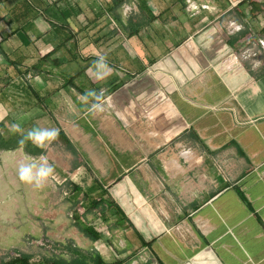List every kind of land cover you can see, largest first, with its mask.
Instances as JSON below:
<instances>
[{"label":"crops","instance_id":"crops-1","mask_svg":"<svg viewBox=\"0 0 264 264\" xmlns=\"http://www.w3.org/2000/svg\"><path fill=\"white\" fill-rule=\"evenodd\" d=\"M240 1L0 0V119L74 147L58 137L33 157L72 170L69 201L83 197L81 224L98 233L85 253L264 264V62L245 61L264 49V11L247 41ZM88 89L111 109L86 115Z\"/></svg>","mask_w":264,"mask_h":264},{"label":"rangeland","instance_id":"rangeland-1","mask_svg":"<svg viewBox=\"0 0 264 264\" xmlns=\"http://www.w3.org/2000/svg\"><path fill=\"white\" fill-rule=\"evenodd\" d=\"M253 2L256 7L249 4L246 16L249 18L248 26L244 28L245 34H249L247 41L254 37L255 22L261 19H255L256 15L264 11V0ZM261 16L264 17V14ZM258 27L257 33L264 35V20L263 28L261 25ZM250 44L247 43L248 48H253ZM245 61L247 64L264 62V49L261 55L246 56ZM1 124L0 119V133L7 134V127L4 125L3 128ZM56 143L57 154L63 159V146L59 141ZM43 156L53 166L54 172L42 188H36L20 181L18 165L21 161L40 157L28 155L22 146L0 150V262L19 254H31L30 264H41L42 258L70 259L75 256L73 249L90 251L91 237L79 226L86 220L81 203L83 197L69 201L67 187L72 170L69 169L65 177L57 171L49 154Z\"/></svg>","mask_w":264,"mask_h":264},{"label":"clouds","instance_id":"clouds-1","mask_svg":"<svg viewBox=\"0 0 264 264\" xmlns=\"http://www.w3.org/2000/svg\"><path fill=\"white\" fill-rule=\"evenodd\" d=\"M191 7L194 8L195 5H191ZM93 64L96 71V79L104 80L111 74L104 56H99ZM79 100L85 106L86 115L92 117L103 114L112 107L110 101L105 98V90L103 89L99 92L95 89H88L79 97ZM9 131L13 134L20 133L22 135L20 143L31 141L33 145L39 148H44L47 144H51L59 136V131L56 128L39 127H34L24 134L19 124L11 125ZM53 172L54 168L45 156H41L39 159L21 161L18 165L20 181L29 185H35L36 188H42Z\"/></svg>","mask_w":264,"mask_h":264},{"label":"trees","instance_id":"trees-1","mask_svg":"<svg viewBox=\"0 0 264 264\" xmlns=\"http://www.w3.org/2000/svg\"><path fill=\"white\" fill-rule=\"evenodd\" d=\"M246 0H241L239 2L243 3ZM249 4H251V6L253 5V7H256L253 0H248ZM28 90L30 93H32L35 97L39 98V94L32 89L31 86H28ZM1 126L4 128V124H1ZM59 138H61L68 146H70L73 151L75 152L74 147L72 146V144L70 143V141L68 140V138L63 134L62 131H59ZM22 139V135L20 133H11L9 130H7V134H2L0 133V150L4 149V150H10V149H15L17 147L22 146L25 150V152L28 155L31 156H35V155H40L44 152L43 148H39L35 145H33L31 143V141H27L25 143H20ZM72 190L75 192H79L82 190L81 187H79L76 184H71ZM90 205L87 209L85 210H90V209H94L97 207H100L104 205V203H106V201L102 198L99 199H93L90 200ZM108 203V202H107ZM110 205V203H109ZM83 224H79L81 230L83 232L88 233L90 236H92V238H97L98 237V233L95 232L90 226L88 225H83ZM75 254L74 257L70 258V259H65V258H53V259H46V258H42L41 259V264H120L121 260H114V261H105L103 259V257L99 254V253H85L82 252L80 250H76L73 249L72 250ZM32 259V255L31 254H19L18 256H15L7 261H2L0 262V264H30V260Z\"/></svg>","mask_w":264,"mask_h":264}]
</instances>
